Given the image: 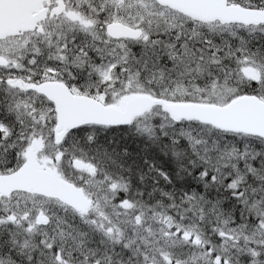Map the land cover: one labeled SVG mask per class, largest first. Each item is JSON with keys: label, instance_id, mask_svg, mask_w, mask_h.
Instances as JSON below:
<instances>
[{"label": "snow or ice", "instance_id": "snow-or-ice-1", "mask_svg": "<svg viewBox=\"0 0 264 264\" xmlns=\"http://www.w3.org/2000/svg\"><path fill=\"white\" fill-rule=\"evenodd\" d=\"M0 264H264V0H0Z\"/></svg>", "mask_w": 264, "mask_h": 264}]
</instances>
